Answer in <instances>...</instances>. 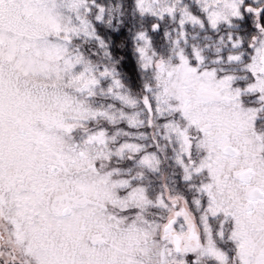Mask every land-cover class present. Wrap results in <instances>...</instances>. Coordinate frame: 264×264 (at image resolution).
<instances>
[{"label": "snow or ice", "instance_id": "snow-or-ice-1", "mask_svg": "<svg viewBox=\"0 0 264 264\" xmlns=\"http://www.w3.org/2000/svg\"><path fill=\"white\" fill-rule=\"evenodd\" d=\"M0 264H264V0H0Z\"/></svg>", "mask_w": 264, "mask_h": 264}]
</instances>
